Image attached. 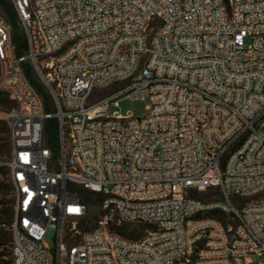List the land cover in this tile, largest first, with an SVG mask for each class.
I'll use <instances>...</instances> for the list:
<instances>
[{
    "label": "built area",
    "instance_id": "2783aa9c",
    "mask_svg": "<svg viewBox=\"0 0 264 264\" xmlns=\"http://www.w3.org/2000/svg\"><path fill=\"white\" fill-rule=\"evenodd\" d=\"M11 1L28 45L0 13L12 264H264V201H233L264 191V0ZM77 187L100 196L87 229ZM135 223L153 227L117 231Z\"/></svg>",
    "mask_w": 264,
    "mask_h": 264
},
{
    "label": "trees",
    "instance_id": "16d2710c",
    "mask_svg": "<svg viewBox=\"0 0 264 264\" xmlns=\"http://www.w3.org/2000/svg\"><path fill=\"white\" fill-rule=\"evenodd\" d=\"M0 13L5 17V19L12 25L13 27V35L12 39L16 47V53L18 55H23L27 51V40L24 34V31L19 22V18L17 15V11L11 0H0ZM25 71L33 85L38 90L39 94L44 100L45 109L47 111H53V96L47 86L38 79L35 74L34 66L27 61L24 63ZM5 92L0 90V96ZM6 94V93H5ZM7 95V94H6ZM8 96V95H7ZM10 99V98H9ZM11 100V99H10ZM0 101L1 97H0ZM12 101V100H11ZM13 102V101H12ZM15 104V102H13ZM16 107V104H15ZM49 124H45L44 130L46 133H51L53 131V141H56L57 131L59 127V123L57 118L53 117L50 119ZM7 132H9V137H7V142L2 143V139L0 138V149L3 151L7 150L9 154H11V142H10V127L7 128ZM49 135V134H48ZM51 136V135H50ZM7 169L6 173L9 174V169ZM4 168L0 166V171ZM14 188V187H13ZM1 190V189H0ZM78 192L85 202L90 205V211L93 205H97L100 201V196L84 189L83 187H77ZM92 214V213H91ZM221 217H225V215H221ZM15 219V209L7 207V202L4 197L0 196V264H12V246H13V232H12V223ZM91 218L89 223H92ZM89 223L81 221L80 227L82 229H87ZM153 226L146 223H135L130 225H122L117 227V231L122 235L138 239L145 234V231Z\"/></svg>",
    "mask_w": 264,
    "mask_h": 264
},
{
    "label": "rangeland",
    "instance_id": "374dc122",
    "mask_svg": "<svg viewBox=\"0 0 264 264\" xmlns=\"http://www.w3.org/2000/svg\"><path fill=\"white\" fill-rule=\"evenodd\" d=\"M34 66V71L38 79L41 81V83L45 84L43 79L39 76L35 69V65L30 62ZM46 85V84H45ZM0 101V138L2 139V143H6L7 137H9V132H7V128L10 127V117L12 113L15 111V104L9 99V97L4 93L1 96ZM149 105V101L147 99H124L121 101V104L119 107L115 108L117 109L120 113L122 114H127V113H135V115L138 116H144L148 113V108L147 106ZM54 108V104H53ZM46 119L45 124H49L50 120ZM59 123V122H58ZM45 133V140L48 146H50L53 150L55 155L57 156L58 154V136H59V127L57 131V138L56 141H53V131L51 133ZM49 134V135H48ZM51 135V136H50ZM8 150V148H7ZM3 151L0 149V162H4L8 160L10 154L8 151ZM4 169L0 171V196L4 197L5 201L7 202V207L15 209V191L13 188L12 183L9 180V174L6 173L7 169L5 168V164H0ZM233 201L237 205H249V204H257L260 202L264 201V191L260 193L253 194L249 197L246 198H241V197H235ZM92 213V214H91ZM99 209L97 208V205H93L92 209L90 211V214L83 218L81 221L89 223L90 219H97L99 216ZM93 222V220H92ZM82 229V228H81ZM50 244L53 246L54 245V240L52 238H48ZM261 260V258H260Z\"/></svg>",
    "mask_w": 264,
    "mask_h": 264
}]
</instances>
